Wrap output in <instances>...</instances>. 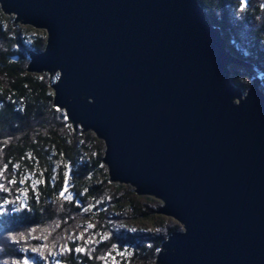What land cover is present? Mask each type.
Here are the masks:
<instances>
[{"label": "water", "instance_id": "95a60500", "mask_svg": "<svg viewBox=\"0 0 264 264\" xmlns=\"http://www.w3.org/2000/svg\"><path fill=\"white\" fill-rule=\"evenodd\" d=\"M47 31L29 72L59 71L53 102L105 144L109 180L160 198L184 230L156 264H264V91L199 0H0ZM237 101V102H236Z\"/></svg>", "mask_w": 264, "mask_h": 264}, {"label": "trees", "instance_id": "16d2710c", "mask_svg": "<svg viewBox=\"0 0 264 264\" xmlns=\"http://www.w3.org/2000/svg\"><path fill=\"white\" fill-rule=\"evenodd\" d=\"M235 1L199 0L211 23L220 29L227 49L240 62L252 66V69H245L244 75H238L237 70L229 66L231 81L246 90L250 87L247 80L253 78V74L264 79V23L256 21L254 28L249 30L241 20L232 19L230 5ZM259 8L260 5L247 11V15L250 18L258 16ZM18 27L13 18L0 9V170L15 182L38 172L43 182L33 187L27 178L25 204L15 206L11 203L0 212V245L3 233L13 235L20 230L48 225L56 219L64 221L84 216L91 210L89 203L96 205L110 185L114 192L105 205L117 209L113 214L121 212L127 221L134 222L162 218L157 213V201L140 196L131 185H113L108 181L103 162L104 142L95 134L74 130L65 114L54 105L50 86L53 81L50 83L47 74L27 70V51L21 44L23 39ZM27 42L37 51L44 50L46 44L44 37L37 36ZM89 144L98 146L95 154ZM98 175L105 176L103 182L97 183ZM10 197L9 193L1 192L0 202ZM104 208V204L94 207L92 215L106 218L107 209ZM111 218L115 219L114 215ZM180 229V225H163L159 230L137 229L132 233L110 228V235L101 247L110 249L109 242L126 246L132 252L130 262L155 264L161 244ZM9 243L0 248V264L2 259L14 254ZM68 264H89V260L81 254L70 259Z\"/></svg>", "mask_w": 264, "mask_h": 264}, {"label": "rangeland", "instance_id": "374dc122", "mask_svg": "<svg viewBox=\"0 0 264 264\" xmlns=\"http://www.w3.org/2000/svg\"><path fill=\"white\" fill-rule=\"evenodd\" d=\"M249 2L250 0H236L233 5H230V10H232L230 16L232 17V19L234 17L241 20L244 24L247 25L246 28L250 30L254 28L256 21L264 23V0H252L251 3L248 4ZM259 5L260 8L258 16L256 15L257 17L255 16L250 18L247 15V11L250 12L256 6L259 7ZM221 13H223V11ZM4 14L8 15L6 13ZM8 16H11L13 18L14 24H17L20 27V36L23 39V45L30 48L27 41L30 38L36 36L44 37L46 41L47 31L45 29L36 28L29 24H22L17 21L15 22L14 15ZM24 49L26 48L24 47ZM28 50L29 49H26V55L28 59L27 62L29 63L30 57L28 55ZM229 66H232L235 70H237L238 75H244V72H246L245 69L250 68L237 62H233ZM32 73L39 75L47 74L49 80H51L50 83L52 81L54 82L58 80L60 75L59 71H55L52 74L46 71ZM231 76L232 74L230 75V78ZM252 77L253 78L249 80L246 79L250 83V86L253 84L254 79L258 78L260 89L264 91V79H262L259 74H253ZM248 89L243 90V95L246 94ZM58 109H60L66 116V112L64 109ZM83 133L94 134L92 131ZM89 146L91 152L95 154V152L98 150V146L90 144ZM60 165L61 164H59V166ZM106 169L108 170V168ZM28 175L25 178L19 179L15 182L14 179L7 177V175L3 174V172L0 170V193L4 192L6 195L7 193H9L11 196L9 199L0 202V212L3 211L7 206H10L11 203L16 204L15 206L19 204H25L27 195L25 180L27 178L31 180V185L33 187L43 182V180L40 179V173L38 172L33 176L32 174H30L28 177ZM104 178L105 176L98 175L97 183L103 182ZM8 179L9 181H7ZM108 181L113 185L117 184V182H111L110 180ZM15 183L18 184L17 187H15ZM109 187L110 188H108L109 190L107 191L105 196L100 198L96 205L95 203L93 205L89 203V208L91 210L84 216L70 217L71 219H66L64 221L56 219L54 221H51L48 225L27 228L24 230H20L18 233H15L13 235L3 233V236H1L2 242L0 248L10 242L9 244L11 245V247L9 246V249L11 251H15H13V256L2 259L1 264H23L24 261H27V264H68V261L70 259H73L75 256L79 257L81 254L88 257L89 264H95L94 262H97L96 264H141L138 262H130L129 257L132 255V252L126 246H117L115 243L109 242L111 248L105 250L102 249L101 244H104L105 240L110 235V232H108L110 228H113L114 230L125 229L133 233L134 230L137 229L155 231L159 230L163 225H180V230H184L182 224L175 218L161 213H159L158 215H160L162 218L155 217V219L141 220L136 222L132 220L127 221L122 216L121 212L113 214L112 212L117 211V209L113 210L109 204L105 205L106 200L111 201L112 194L114 192V187L111 185ZM140 196L150 197V199L157 201L158 210L163 205V201L160 198L151 195ZM101 204H104V209H107V216L104 219H100V217H98L97 215H95V217L94 215H92V213L94 212V207H100ZM101 209H103V207ZM111 215H114L115 219H112L113 217L111 218ZM77 249H80V251H77ZM17 254H19V256Z\"/></svg>", "mask_w": 264, "mask_h": 264}, {"label": "snow or ice", "instance_id": "6c2138e0", "mask_svg": "<svg viewBox=\"0 0 264 264\" xmlns=\"http://www.w3.org/2000/svg\"><path fill=\"white\" fill-rule=\"evenodd\" d=\"M77 251H80V249H77ZM23 264H27V261H24Z\"/></svg>", "mask_w": 264, "mask_h": 264}]
</instances>
